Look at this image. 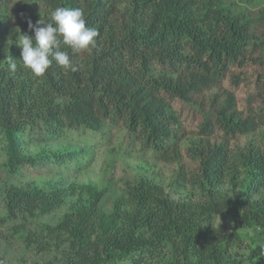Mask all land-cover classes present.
<instances>
[{
    "label": "trees",
    "instance_id": "trees-1",
    "mask_svg": "<svg viewBox=\"0 0 264 264\" xmlns=\"http://www.w3.org/2000/svg\"><path fill=\"white\" fill-rule=\"evenodd\" d=\"M58 7L81 9L86 27L98 35L88 50H68L75 70L53 61L35 77L9 39L33 36L28 21L49 22ZM8 57L16 61L15 72ZM251 66L258 68L253 95L240 111L223 83L238 86L239 72ZM171 99L186 105L208 100L186 151L195 168L180 169L175 180L187 197L176 200L139 179L127 184L105 215L103 195L89 184L10 190L4 196L9 220L56 209L76 191L85 196L57 225L36 233L17 225L15 234L25 232L24 244L40 257L60 251L61 259L34 264H264V142L237 144L264 129V6L252 13L226 0H0V137L11 171L21 162L19 145L27 136L98 131L104 124L121 125L142 150L174 164L181 159L182 139ZM81 156L52 154L43 164L78 169ZM36 162L26 161L33 167ZM221 214L224 237L212 225ZM239 229L258 230L246 258L231 251L241 241Z\"/></svg>",
    "mask_w": 264,
    "mask_h": 264
},
{
    "label": "rangeland",
    "instance_id": "rangeland-1",
    "mask_svg": "<svg viewBox=\"0 0 264 264\" xmlns=\"http://www.w3.org/2000/svg\"><path fill=\"white\" fill-rule=\"evenodd\" d=\"M233 9H244L248 12H256L264 6V0H226ZM16 37L11 35L9 44H14ZM19 38V37H18ZM18 41V39H17ZM257 67H248L239 72L242 79L236 87H231L228 80L223 85L233 92L237 109L244 111L248 106V97L253 95L254 81L257 74ZM237 73V72H235ZM209 95L206 97L208 98ZM208 101V100H207ZM195 101L191 104H183L176 99L168 100L170 108L175 113L177 120L176 134L182 141L180 143L182 155L181 159L174 164L161 162L157 155L151 151H144L139 145L131 141L128 133L121 125L109 127L104 124L100 130L91 131L88 129H78L75 131L64 130L58 136L47 137L45 131L34 137L27 136L25 143L19 145V155L21 162L14 171L7 165V155L3 140L0 137V260L2 264H34L41 258L48 259L56 257L61 259L60 251L53 249L49 254L40 257L33 247H27L23 242V233L15 234L18 224H24L29 229L39 232L44 226L57 225L65 214L70 213V209L77 207L80 198H84L76 191L73 195L66 196L62 204L51 211H37L34 216L24 221L22 218L15 220L5 219L4 196L10 190L33 191L43 189L51 191L59 187L84 186L89 184L103 196L101 198V210L105 215L111 214L114 202L122 197L125 187L129 183L146 179L152 183L163 187L174 199H184L188 195L187 189H179L175 186V180L180 169L185 172L193 170L195 165L186 155L187 149L191 147V142L198 131L201 121V114L208 103ZM111 125V124H110ZM121 126V127H120ZM218 141L219 139L216 138ZM248 141H255L258 144L264 142V129L254 135L239 138L237 144L242 146ZM67 152L82 153L78 162L79 168L64 167L57 163H51L48 167L43 164L52 154ZM37 159L33 167L27 164L29 159ZM40 170V171H38ZM191 198V197H190ZM193 199V198H191ZM4 218V219H3ZM226 216L217 215L213 220L214 230L223 237L227 235ZM28 230V229H26ZM258 230L239 229L238 233L241 241L231 250L246 258L250 249L254 247ZM95 230L92 237L95 236ZM264 241V235H262ZM65 239V237H63ZM58 242L56 239L53 244ZM66 244L61 245L64 249ZM169 246L164 249L165 253ZM118 264H133L130 260L120 261ZM248 264V263H244ZM263 264V263H258Z\"/></svg>",
    "mask_w": 264,
    "mask_h": 264
},
{
    "label": "clouds",
    "instance_id": "clouds-1",
    "mask_svg": "<svg viewBox=\"0 0 264 264\" xmlns=\"http://www.w3.org/2000/svg\"><path fill=\"white\" fill-rule=\"evenodd\" d=\"M33 36L19 35L16 45L20 48V61L33 76L41 77L55 61L65 70H75L69 51L80 53L95 43L98 32L86 27L84 13L79 8L58 7L50 13V21H28ZM9 71L15 72L17 64L8 57Z\"/></svg>",
    "mask_w": 264,
    "mask_h": 264
}]
</instances>
